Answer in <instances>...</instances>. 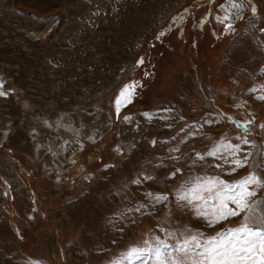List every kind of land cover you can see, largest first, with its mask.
<instances>
[{
    "label": "rangeland",
    "instance_id": "374dc122",
    "mask_svg": "<svg viewBox=\"0 0 264 264\" xmlns=\"http://www.w3.org/2000/svg\"><path fill=\"white\" fill-rule=\"evenodd\" d=\"M224 3L0 0V264H113L145 239L175 245L189 231L204 239L239 228L246 213L210 224L176 196L197 177H264L255 167L264 164V0H243L230 31L216 20ZM130 80L142 86L117 114ZM60 111L98 135L45 167L47 150L32 158L26 118ZM229 142L235 155L206 154ZM252 190L250 201H263L264 187ZM144 259L155 264L147 253L131 264Z\"/></svg>",
    "mask_w": 264,
    "mask_h": 264
},
{
    "label": "snow or ice",
    "instance_id": "6c2138e0",
    "mask_svg": "<svg viewBox=\"0 0 264 264\" xmlns=\"http://www.w3.org/2000/svg\"><path fill=\"white\" fill-rule=\"evenodd\" d=\"M226 2L233 10H239L243 0H241V3H237L236 0H226ZM247 2L250 4L251 0H247ZM220 8L225 9V5L221 4ZM225 11L226 14L222 17L217 16L216 20L225 25V31H230L232 24L226 23V21L231 18V14L227 12V9ZM252 12L255 15V6L252 7ZM175 19L182 21L184 14ZM260 30L264 31V28ZM164 35H166L165 32L159 33L157 40ZM143 63L144 58L141 57L137 61V66ZM138 86L142 85H139L138 81H132L121 89L115 100L117 114L120 113L122 106L131 103V97L135 95ZM2 87L3 84L0 82V89ZM261 87H264V85H261ZM6 94L0 90V96ZM257 99L264 100V95L258 96ZM143 115L149 120L153 118L151 113L146 112ZM124 119L128 120L130 118L124 117ZM249 123L250 121H237V125L244 132L248 131ZM243 142L248 143L246 138L243 139ZM152 143L155 144L156 141H152ZM163 143H166V141ZM238 150L239 145H233L230 142L220 143L213 151L206 154L215 156L218 152L227 151L235 155ZM249 155L251 154L249 153ZM261 156L264 157V153H261ZM200 158L203 159L202 156ZM232 163L235 165V168L244 167L247 163V157H245L243 162L235 159ZM255 167L264 168V164H257ZM235 168L233 171H235ZM176 171L178 172L179 169ZM145 179H152V177L147 176ZM134 183H139V181H134ZM253 185L264 187V177H261L256 171L232 183L219 177L205 178L203 182H201V178L197 177L194 183L186 182L177 190V199L186 202L198 215L207 219L210 224L219 223L229 217L246 213L244 221L239 228L229 229L228 233H217L214 237L204 239H201V233L189 231L183 234L182 241L178 240L175 245H170L166 240L159 237H152L143 241L144 247H133L121 253L120 258L115 260L113 264H131L132 259L140 258V254L142 253H147L148 257L155 264H264V231H253L249 227L250 224L264 225V216L256 214L257 208L264 201H250V198L256 195L255 191L252 190ZM146 195L153 197L157 202L168 199L166 194L149 192ZM209 201L216 202L212 205L211 209L206 208ZM230 204L235 205V208L230 207ZM169 235L172 234L170 233ZM170 248L174 249V251H164ZM194 249H200V251L194 255ZM142 264H149V259H144Z\"/></svg>",
    "mask_w": 264,
    "mask_h": 264
},
{
    "label": "bare ground",
    "instance_id": "6f19581e",
    "mask_svg": "<svg viewBox=\"0 0 264 264\" xmlns=\"http://www.w3.org/2000/svg\"><path fill=\"white\" fill-rule=\"evenodd\" d=\"M224 5L225 9H227V12L231 14V18H238L237 16L241 14V12L233 10L230 5L227 4V2L224 3ZM225 9H223V11L226 14ZM234 21L235 20H231V22ZM26 121V123L28 124L26 133L30 136V143L32 144V158H37L39 156L40 150L48 151V155L44 159L43 163L44 166L46 165L45 167L52 164V162L54 163L53 159L57 157V154H62L63 152H66L65 157L67 159H72V151H75L82 145L80 143V139L86 141L87 139H89L94 141L96 139V136L98 135V132L92 130L95 128L90 127L88 129H85L86 127L82 125L79 127L75 126L73 125L74 123L71 118L66 121L65 115L62 111L57 112L51 117L32 114L26 118ZM1 131L0 141L2 139L6 140L8 138L6 126H3L1 128ZM52 133L55 136L52 135ZM68 149H70L71 151H67ZM50 167L54 168L53 166ZM56 169L57 172L61 171L58 166L56 167ZM13 181H15V179H13L12 182ZM261 211L264 215V203L261 204Z\"/></svg>",
    "mask_w": 264,
    "mask_h": 264
},
{
    "label": "flooded vegetation",
    "instance_id": "af4514ba",
    "mask_svg": "<svg viewBox=\"0 0 264 264\" xmlns=\"http://www.w3.org/2000/svg\"><path fill=\"white\" fill-rule=\"evenodd\" d=\"M131 81H134V80H130V81H128L129 83L131 82ZM139 82V81H138ZM129 83H127V84H129ZM133 97V96H132ZM114 108H115V105H114Z\"/></svg>",
    "mask_w": 264,
    "mask_h": 264
},
{
    "label": "water",
    "instance_id": "95a60500",
    "mask_svg": "<svg viewBox=\"0 0 264 264\" xmlns=\"http://www.w3.org/2000/svg\"><path fill=\"white\" fill-rule=\"evenodd\" d=\"M123 99V98H122ZM115 111H116V108H115Z\"/></svg>",
    "mask_w": 264,
    "mask_h": 264
}]
</instances>
